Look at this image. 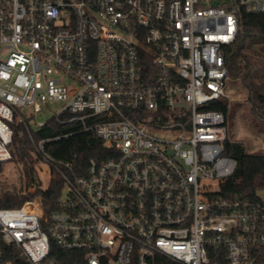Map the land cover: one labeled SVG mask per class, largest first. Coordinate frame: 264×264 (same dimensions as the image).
<instances>
[{"label": "built area", "instance_id": "built-area-1", "mask_svg": "<svg viewBox=\"0 0 264 264\" xmlns=\"http://www.w3.org/2000/svg\"><path fill=\"white\" fill-rule=\"evenodd\" d=\"M242 11L264 0H0V163L21 123L64 180L48 213L39 196L0 206V264L254 263L264 201L220 195L237 159L209 107L228 97ZM52 102L50 120L91 131L108 155L77 166L46 147L73 131L35 140L50 120L31 117Z\"/></svg>", "mask_w": 264, "mask_h": 264}, {"label": "trees", "instance_id": "trees-1", "mask_svg": "<svg viewBox=\"0 0 264 264\" xmlns=\"http://www.w3.org/2000/svg\"><path fill=\"white\" fill-rule=\"evenodd\" d=\"M257 38L264 40V12L242 11L236 41L227 48V64L230 78H241L252 100V108L264 117V83L259 81L261 75H264V70L254 68L249 54V49ZM209 107L221 110L225 114L228 112V103L225 100L217 101ZM67 131H73V133L68 137L46 144L47 149L56 158L70 159L77 154L78 166L85 165L92 157L108 155L103 142L91 131H81L76 122L62 125L50 120L44 128L34 132V137L38 140ZM11 150L13 159L23 163L27 177V191L24 192V189L5 190L0 194V206H20L27 199L39 196L45 212L54 210L56 200L62 194L64 180L59 172L53 170L47 188L37 187L34 191H29L38 180L34 166L37 158L32 152L33 144L28 132L21 123L14 124ZM225 154L237 159V167L235 172L220 185V195L229 201L245 199L252 202H263L264 199L259 195V191L264 189V153L249 152L243 142L231 140L228 136L225 142ZM67 264L72 263L67 262ZM253 264H264V245L260 248Z\"/></svg>", "mask_w": 264, "mask_h": 264}, {"label": "rangeland", "instance_id": "rangeland-1", "mask_svg": "<svg viewBox=\"0 0 264 264\" xmlns=\"http://www.w3.org/2000/svg\"><path fill=\"white\" fill-rule=\"evenodd\" d=\"M249 54L254 68L264 70V40L257 38ZM264 83V75L259 80ZM228 97L224 99L228 103L227 127L228 136L231 140L241 141L245 144L247 151L264 153V117L260 116L252 108L247 88L241 81V78H229L227 82ZM62 103L52 102L51 106L44 107L41 112L33 114L31 117L33 129L35 121L46 122L50 120L55 113L59 111ZM178 106H188V102L180 97L177 101ZM24 115L31 112V108L26 106L21 109ZM35 170L38 174L37 179L42 181V185L47 187L50 183L51 176L48 167L38 159L35 161ZM27 177L23 168V163L18 160H10L0 163V194L7 189L20 190L26 188ZM218 188V187H217ZM33 191V189H29ZM259 195L264 199V189L259 191Z\"/></svg>", "mask_w": 264, "mask_h": 264}]
</instances>
